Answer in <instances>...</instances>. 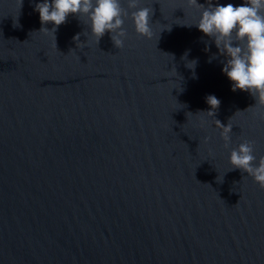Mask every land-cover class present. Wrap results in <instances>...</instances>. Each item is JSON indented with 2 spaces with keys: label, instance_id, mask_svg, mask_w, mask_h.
I'll return each instance as SVG.
<instances>
[{
  "label": "water",
  "instance_id": "1",
  "mask_svg": "<svg viewBox=\"0 0 264 264\" xmlns=\"http://www.w3.org/2000/svg\"><path fill=\"white\" fill-rule=\"evenodd\" d=\"M41 2L0 0V264H264V189L229 162L245 140L264 156V105L232 91L200 9L139 0L149 39L122 0L118 49L84 16L40 31Z\"/></svg>",
  "mask_w": 264,
  "mask_h": 264
},
{
  "label": "clouds",
  "instance_id": "2",
  "mask_svg": "<svg viewBox=\"0 0 264 264\" xmlns=\"http://www.w3.org/2000/svg\"><path fill=\"white\" fill-rule=\"evenodd\" d=\"M186 3L188 7L200 9L199 21L193 25L212 38L220 55L225 57L222 72L232 82V91H246L256 99V104L264 105V0H244L239 6L233 3L214 5L212 0H207V6L197 0H186ZM127 7L136 9L130 14L136 33L150 39L153 35L150 27L152 9L139 7V0H127ZM34 11L39 13L42 25L48 22L54 25L51 30L42 27L40 31L54 36L70 14L79 18L84 16L90 21L91 34L97 43L107 32L116 48L124 46L127 33L123 25L129 13L122 6V0H43L35 5ZM74 39L79 41V34ZM195 64L196 61H192L187 66L194 69ZM206 102L212 109L207 113L214 116L220 100L215 95H208ZM216 121L223 129L221 136L228 147L232 125L224 126ZM253 153L254 141L251 140L233 148L229 158L231 170L246 172L264 189V156L257 165Z\"/></svg>",
  "mask_w": 264,
  "mask_h": 264
}]
</instances>
